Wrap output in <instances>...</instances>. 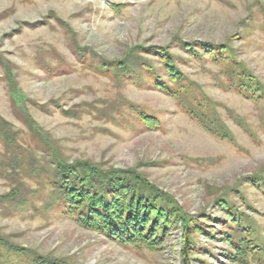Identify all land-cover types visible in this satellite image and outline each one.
Instances as JSON below:
<instances>
[{"label":"rangeland","instance_id":"1","mask_svg":"<svg viewBox=\"0 0 264 264\" xmlns=\"http://www.w3.org/2000/svg\"><path fill=\"white\" fill-rule=\"evenodd\" d=\"M119 5L120 11L115 8ZM179 40L214 45L229 41L236 61L264 86V0H0V57L11 68L17 89L15 106L0 66V117L19 132L18 142L26 148L33 144L19 119L20 108L70 162L86 159L103 167L137 168L190 215L209 217L213 223L206 228L214 236L229 227L215 203L228 195L253 221L264 243V199L249 186V177L264 176V100L253 102L227 90L214 63L180 65L216 104L233 137L230 142L207 133L171 98L151 88L119 85L91 66L96 58L122 61L136 46H169L185 58L176 48ZM73 43L85 49L82 56ZM54 101L63 111H79V118L63 116L52 107ZM125 103L156 117L160 128H143ZM109 105L123 112L113 114L114 122L104 118ZM3 153L0 142V174L5 172ZM20 181L28 192H38L25 196L30 203L22 209L13 203L0 205V232L12 244L69 264H180V231L157 251L122 247L53 210L43 211L48 188L40 189L36 177ZM12 182L0 176V196L13 188ZM195 242L190 264H240L226 258L225 242L206 236ZM246 262L257 264L249 257ZM0 264L28 263L4 256Z\"/></svg>","mask_w":264,"mask_h":264},{"label":"trees","instance_id":"2","mask_svg":"<svg viewBox=\"0 0 264 264\" xmlns=\"http://www.w3.org/2000/svg\"><path fill=\"white\" fill-rule=\"evenodd\" d=\"M115 8L120 11L122 5ZM73 45L78 55L85 53V49L75 43ZM176 48L186 57L177 56L169 46H136L129 50L122 61H107L95 57L96 60L91 59V66L119 85L147 87L171 98L190 120L195 121L207 133L233 142V137L216 112V104L206 97L189 75L182 72L180 65L195 61L214 63L221 68V75L226 79L225 88L253 102L264 100V86L244 64L236 61V50L229 41L214 45L179 40ZM0 66L5 71L12 104L15 105L14 95L17 89L11 68L1 57ZM52 104V107L61 110L63 116L69 119L79 118V111H63L59 103L54 101ZM125 105L143 128L150 131L160 128V121L156 117L146 114L131 103ZM20 111L23 117L18 115L19 119L27 127L33 148L19 144V132L0 117V142L4 147L3 162L5 161L1 164L5 172L0 176L14 183L6 195L0 196V205L13 203L21 209L28 206L30 202L25 196L38 191L28 192L20 179L36 177L40 189L49 190L43 211L53 210L79 227L101 234L122 247L157 251L173 232L180 231V264H190L196 254V246L198 247L195 238L200 236L225 242L229 247L225 256L234 260L232 262L247 264L246 259L249 257L257 264H264V243L258 237L253 221L244 212H239V207L228 195L217 198L215 203L220 210L218 214L226 218L225 225L229 224V227L214 236L206 228L213 223L209 221V217L201 213L190 215L172 194L150 182L137 168L121 170L113 166L103 167L100 163L86 159L70 162L57 142L40 131L26 110L20 108ZM115 112H119L118 116L123 114L119 106H107L104 118L116 121L113 117ZM235 120L241 123L240 120ZM262 129L264 135V122ZM249 186L264 199V176L249 177ZM235 194H239L243 203H246L243 192L237 190ZM4 256L25 258L28 264H69L63 260L38 256L14 245L0 232V257Z\"/></svg>","mask_w":264,"mask_h":264}]
</instances>
